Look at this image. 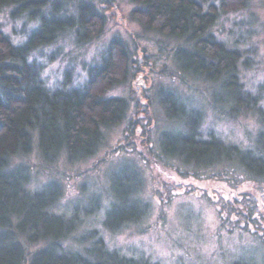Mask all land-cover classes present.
<instances>
[{"label": "trees", "instance_id": "1", "mask_svg": "<svg viewBox=\"0 0 264 264\" xmlns=\"http://www.w3.org/2000/svg\"><path fill=\"white\" fill-rule=\"evenodd\" d=\"M131 1L135 5L131 17L144 31L175 42L166 54L181 81L190 78L210 84L213 109L230 118L253 115L260 123L250 146L230 141L215 129L203 130L208 113L202 104L181 100L179 93L186 95L184 91L157 86V97L153 98L171 125L154 140L158 141L156 161L164 156L177 159L178 170L182 166L191 169L179 170V176L195 180H211L203 171L226 165L227 171L247 177L244 180L264 183V83L253 89L242 79L243 69L255 67L251 57L257 50L243 47L252 31L247 28L248 20L233 24L229 41L220 38L217 30L222 15L243 12L253 0ZM102 2L109 10L118 7L115 0ZM7 9L11 18H26L34 26L28 28L31 31L25 38L23 23L24 30L19 33L24 39L16 43L0 22V264H161L147 255L127 256L109 248L97 228L86 230L84 234L89 232L83 236L76 234L89 216L104 209L99 193L92 194V207L83 208L85 203L81 202L78 208L73 205L67 212L59 211L55 206L63 196L61 185L50 181L32 190L29 165L12 163L14 157L29 154L36 140L46 163L62 154L68 162L81 161L105 145L108 131L125 122L129 114L128 97L108 95L128 77L130 54L124 41L119 37L109 41L100 62L86 70L87 79L82 84L66 77L51 88L45 68L50 54L55 52L54 59L61 51L52 50L46 60L32 58L33 53L51 47L64 33H72L80 46L89 44L103 30L107 14L94 0H77L75 5L72 0H0V14ZM135 46L138 52L142 50ZM146 99L150 101L149 96ZM136 102L140 103L138 108L146 106L143 114L154 120L150 102ZM134 125L129 131H142L140 125ZM154 143L150 139L152 147ZM137 152L140 161L146 162L142 151ZM147 153V157L152 156ZM129 167L113 176L117 191H111L114 199L105 208L103 219L111 231L136 225L148 215L149 203L141 197L144 170L137 163ZM244 199L245 195L239 194L233 200L236 207L232 213L226 205L220 215L222 223L227 218L242 219V225L230 230L242 228L260 236L257 206L247 205ZM71 236L74 247L65 246ZM42 241L40 247H31ZM231 264L257 263L241 257Z\"/></svg>", "mask_w": 264, "mask_h": 264}, {"label": "rangeland", "instance_id": "2", "mask_svg": "<svg viewBox=\"0 0 264 264\" xmlns=\"http://www.w3.org/2000/svg\"><path fill=\"white\" fill-rule=\"evenodd\" d=\"M94 1L107 14V20L101 33L92 42L80 46L72 33H64L51 47L34 52L32 58L46 60L49 52L60 50L54 59L52 55L55 52L50 54L51 60L45 68L47 83L54 88L53 84L61 79L74 77L76 84H82L87 79L86 70L90 64L100 62L109 41L114 37L122 39L130 54L128 77L126 82L116 86L108 95L122 94L131 100L126 121L108 131L105 145L87 159L71 163L62 154L52 163H46L40 156L36 140L37 144L33 145L29 154L14 157L12 163L29 165L32 173L29 187L32 190L39 189L50 181L61 185L63 196L55 206L59 211L67 212L73 205L78 208L82 203H85L83 208L92 207L91 199L99 193L104 209L89 216L76 234L80 236L90 228H97L108 247L119 249L123 255H147L161 264H231L241 257L264 264V183L255 184L244 180L247 177L227 171L226 165L203 171L207 174L204 176L211 180L205 177L206 180H195L194 177L179 176V170L187 172L191 169L180 164L182 168L178 170L177 159L164 156L159 162L156 161L158 141L154 143V140L162 129L169 128L171 124L165 119L154 98L157 97V86L172 87L181 93L184 91L186 95L179 93L181 100L191 101L192 105L202 104L207 110L208 115L203 125L205 132L215 129L223 138L246 146L251 145V138H255L260 129L257 117L240 115L230 118L222 115L212 108V98L209 100L212 94L210 84L190 78L188 81H181L175 64L166 54L175 42L164 41L161 37L144 31L131 17L130 12L135 7L131 0H115L118 7L112 10L107 9L102 0ZM76 2L77 0H72L74 5ZM246 20L252 36L243 47L255 48L257 52L253 55L254 59L251 57L255 67L243 69L242 79L247 86L255 89L258 84L264 83V0H253L243 12L222 15L217 30L220 38L229 41L233 36V24ZM0 22L16 43L24 39V34L19 33L23 23H26L27 28L25 38L31 31L28 28L34 26L26 18H11L8 9L0 14ZM135 44L142 50L138 52ZM220 94L223 96L224 92L221 91ZM148 96L150 101L146 99ZM136 100L150 102V114L152 110L154 120L143 114L146 106L138 108L136 104L140 103ZM133 125L135 128L140 125L142 131H129V127ZM150 139L154 147L149 144ZM137 151H142V158L146 162L140 161ZM148 151L152 156L147 157ZM134 162L145 173L141 197L149 203L148 215L136 225L111 231L105 227L103 219L105 208L114 199L111 191H117V187H113V176L122 168V171L131 169L129 166H133ZM239 194L245 195L244 202H249L244 204L257 206L256 222L261 226V231H258L261 237L242 228L230 230L232 226L242 225V219L233 221L227 218L222 223L221 212L226 209V205L231 213L234 212L233 207L236 205L232 206L233 200ZM231 213L228 217H231ZM74 236L63 244L74 247ZM23 239L20 236V240ZM43 242L31 247H40Z\"/></svg>", "mask_w": 264, "mask_h": 264}]
</instances>
